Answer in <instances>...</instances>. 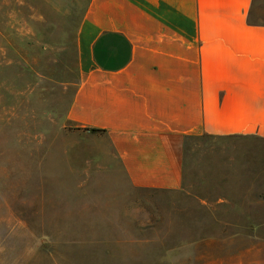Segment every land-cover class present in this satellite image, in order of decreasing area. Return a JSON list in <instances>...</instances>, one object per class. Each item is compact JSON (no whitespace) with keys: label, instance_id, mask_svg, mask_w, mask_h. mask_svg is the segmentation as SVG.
Segmentation results:
<instances>
[{"label":"rangeland","instance_id":"rangeland-1","mask_svg":"<svg viewBox=\"0 0 264 264\" xmlns=\"http://www.w3.org/2000/svg\"><path fill=\"white\" fill-rule=\"evenodd\" d=\"M88 3L0 0V264H264V240L205 229L199 205L202 176L264 140L189 138L183 189H135L107 136L68 120Z\"/></svg>","mask_w":264,"mask_h":264},{"label":"crops","instance_id":"crops-1","mask_svg":"<svg viewBox=\"0 0 264 264\" xmlns=\"http://www.w3.org/2000/svg\"><path fill=\"white\" fill-rule=\"evenodd\" d=\"M76 54L68 120L107 136L135 189H183L189 138L264 140V0H89ZM260 147L204 174L199 203L205 229L243 232L251 250L264 240Z\"/></svg>","mask_w":264,"mask_h":264},{"label":"trees","instance_id":"trees-1","mask_svg":"<svg viewBox=\"0 0 264 264\" xmlns=\"http://www.w3.org/2000/svg\"><path fill=\"white\" fill-rule=\"evenodd\" d=\"M86 130H89V131H91V132H102V131H100V130H97V129H89V128H85Z\"/></svg>","mask_w":264,"mask_h":264}]
</instances>
